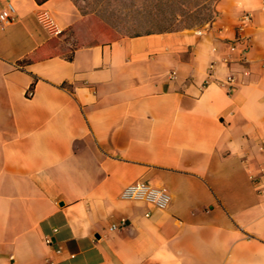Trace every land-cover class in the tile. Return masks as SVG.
I'll return each mask as SVG.
<instances>
[{"label":"crops","instance_id":"crops-1","mask_svg":"<svg viewBox=\"0 0 264 264\" xmlns=\"http://www.w3.org/2000/svg\"><path fill=\"white\" fill-rule=\"evenodd\" d=\"M210 5L74 45L109 4L0 0V264H264V0Z\"/></svg>","mask_w":264,"mask_h":264},{"label":"rangeland","instance_id":"rangeland-1","mask_svg":"<svg viewBox=\"0 0 264 264\" xmlns=\"http://www.w3.org/2000/svg\"><path fill=\"white\" fill-rule=\"evenodd\" d=\"M99 3L109 4L105 8L112 13L111 20H100L96 14L86 13L84 21L78 24L81 29H72L74 45L109 41L123 34L201 28L215 14L210 0H99ZM81 30L85 31L83 35Z\"/></svg>","mask_w":264,"mask_h":264},{"label":"built area","instance_id":"built-area-1","mask_svg":"<svg viewBox=\"0 0 264 264\" xmlns=\"http://www.w3.org/2000/svg\"><path fill=\"white\" fill-rule=\"evenodd\" d=\"M8 6H9L8 7L9 10L13 9L11 4H9ZM250 17H251L250 13L248 12L243 13V15H241L240 17L239 24L246 23L248 20H250ZM0 19H4L7 21L9 19V15L6 12H4L0 14ZM231 48L234 49L235 47L231 46ZM232 80H233L232 76H227L226 80L223 81L224 83L222 84H227L230 87ZM26 94L27 96L32 95V90L29 89ZM260 169H261L260 174L261 177H263V182H264V161L262 162ZM119 196L124 200L144 201L157 209L166 208L169 202L171 201L170 194L164 188H162L161 186L160 187L153 186L143 181H136L134 183L125 186L121 190ZM146 215H148V213H146ZM125 222H126L125 218H121L119 222L110 224L109 229L110 230L119 229L121 226L125 224ZM45 240L46 242H49L48 238H46Z\"/></svg>","mask_w":264,"mask_h":264},{"label":"trees","instance_id":"trees-1","mask_svg":"<svg viewBox=\"0 0 264 264\" xmlns=\"http://www.w3.org/2000/svg\"><path fill=\"white\" fill-rule=\"evenodd\" d=\"M37 2H39V3H41V2H43V1H45V0H36Z\"/></svg>","mask_w":264,"mask_h":264}]
</instances>
